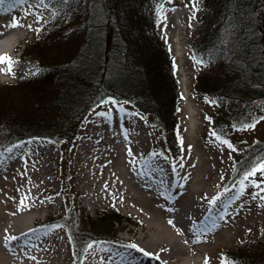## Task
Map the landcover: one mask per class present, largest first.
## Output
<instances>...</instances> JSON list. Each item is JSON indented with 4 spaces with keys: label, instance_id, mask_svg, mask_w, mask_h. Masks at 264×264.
Segmentation results:
<instances>
[{
    "label": "rangeland",
    "instance_id": "obj_1",
    "mask_svg": "<svg viewBox=\"0 0 264 264\" xmlns=\"http://www.w3.org/2000/svg\"><path fill=\"white\" fill-rule=\"evenodd\" d=\"M17 5L24 9L9 14L0 11V45L11 54L8 57L14 62L12 74H8L6 64H0V87L16 84L22 78H31L39 71V63L31 55H18L23 44L25 47L29 44L26 48V53H29L39 39L44 38L50 29L56 28L55 20L59 24L63 22L61 25H68L63 35L69 34L74 28L70 27L68 13H56L41 4L40 0H26ZM35 5H39L37 10ZM156 14L157 33L169 46L181 90L176 140L165 142L164 135L157 133L152 143L151 133L140 116L120 103L106 100L109 103H101L83 117L76 139L70 144L60 137L57 143L30 136L21 142V147L25 141L38 140L41 145L22 149L23 153L19 157L15 153L10 154L12 147L0 154V237L7 240L12 256L38 244L42 245V257L45 259L42 264H73L67 234L60 224L69 222L68 214L78 220L83 214L93 219L98 212H109L128 221L118 225L120 231L114 241H109L114 243H92L93 247L86 250L81 264H103L99 257L106 255L107 251L115 254L116 250H119L116 254L144 260L140 252L125 246L136 245L137 240L140 243L142 240L139 236L144 232L146 236L152 235L155 225L151 224L153 219L162 226L166 225L165 218L158 211L163 208L166 213H177L175 211L179 208L175 199L179 197L175 198V194L189 188L190 180L198 175L202 176V190L208 191L210 197L197 199L207 210L213 211L211 216L219 210L225 221L222 225L229 228L225 238L205 229L188 238L200 246L199 252L204 256L201 264H205V258L208 264H222L227 255L250 251L259 239L264 241V199H261L264 197V191H261L264 184L257 188L250 183H259L264 180V176L257 173L249 181H244L243 195L239 198L236 197L241 191L243 175L227 187L236 169L235 164L244 157L250 146L256 142L264 144V119H261L264 117V95L260 93L248 100L243 109L234 113L236 121L216 120L218 115L222 117V112H219V106L211 104L196 91L195 78L197 75L214 76L219 71V64L212 60L196 64L194 61L200 57L201 51H192L193 45L198 42L200 21L205 16L209 17L208 12L196 0H167L162 9L159 7L156 10ZM14 18L21 26L6 27ZM42 24L45 30L36 35ZM260 61L264 78V53ZM80 105L78 102L72 109L67 128L80 117ZM97 113L108 115L100 116ZM253 121H258L254 129L243 130L244 124ZM99 125L118 129L123 141L136 142L138 135L143 138V145H140L142 155L138 158L140 165L136 170H141L137 175L145 187L122 184L117 172L121 167L117 161L111 160L101 165L98 161L85 163L81 160L83 144L92 131L99 129ZM211 132L227 140L235 151L217 141L210 135ZM178 137L183 140L182 146ZM153 144L157 145L160 153L154 150ZM43 163L47 165V170L43 173L42 184L39 176L42 175ZM182 176L187 179H182ZM172 178H177L178 182L173 183ZM134 191L138 192L137 199L130 197ZM153 191L160 193L158 198L150 195ZM217 196L219 200L215 204L208 203ZM21 201H24L23 205ZM21 216H32L24 237H18L20 228H16ZM201 223L207 228L211 220ZM158 253L159 250L156 255ZM23 262L29 260L23 259Z\"/></svg>",
    "mask_w": 264,
    "mask_h": 264
},
{
    "label": "trees",
    "instance_id": "obj_2",
    "mask_svg": "<svg viewBox=\"0 0 264 264\" xmlns=\"http://www.w3.org/2000/svg\"><path fill=\"white\" fill-rule=\"evenodd\" d=\"M166 1L46 0L56 13H68L74 28L63 35L68 25L55 20L56 28L39 39L29 53V44L24 48L25 54L39 63L37 74L0 87V152L30 136L57 143L60 137L70 144L83 117L106 100L140 116L152 143L157 133L164 135L165 142L175 141L181 90L169 46L157 33L156 10ZM196 1L209 17L201 19L192 51H201L197 59L216 61L219 71L214 76L197 75L195 89L219 106L222 117L218 115L216 120L236 121L234 113L248 100L264 95L260 61L264 53V0ZM78 102L80 117L67 128ZM262 157L264 144L251 145L235 164L227 187ZM108 213L98 212L93 219L83 214L78 220L68 214L69 222L60 224L68 237L73 264H81L88 244L114 241L118 225L128 221ZM250 249L227 255L225 260L229 264H264V241L259 239Z\"/></svg>",
    "mask_w": 264,
    "mask_h": 264
},
{
    "label": "bare ground",
    "instance_id": "obj_3",
    "mask_svg": "<svg viewBox=\"0 0 264 264\" xmlns=\"http://www.w3.org/2000/svg\"><path fill=\"white\" fill-rule=\"evenodd\" d=\"M5 54L7 56L11 55L7 50L3 49V45H0V55ZM98 128L101 130L92 131L87 142L83 144L81 160L85 163L98 161L101 165H106L111 160L117 161L121 167L117 169L119 170L117 172L121 176L122 184L128 183L139 188L145 187L137 175L141 170L138 169V172L136 170V167L140 165L138 158L142 155L140 145H143V138L138 135L136 142L123 141V137H121L118 129H114L112 126L104 127L103 125H99ZM34 145L40 146L41 143L38 140L37 142L25 141L23 142V147L19 143L10 150V154L15 153V156L19 157L23 153L22 149L24 150ZM129 150H131V156L128 155ZM46 170L47 165L43 163L42 175L39 176L42 184L44 183L43 173ZM182 179H187V177L182 176ZM190 181L191 185L189 188L175 194V198L179 197L175 199L177 200L175 204L179 208V210L175 211L177 213H166L163 208L161 211H158L165 218L166 225L162 226L159 221L156 222L153 219L151 224L155 223V225L154 230L152 229V235L146 236L147 233L144 232L139 236L142 241L139 243L137 240L136 245L151 255L146 256L143 252L134 249L135 252H140L145 258L144 260H140L139 258H130L129 256L116 254L119 250H116L115 254L114 252L107 251L106 255L99 257L102 259L100 262L103 264H201L202 259H204V256L199 252L201 248L190 242L188 238L196 235L203 229L213 232L218 237L225 238L228 235L229 228L222 225L225 221L219 210L214 212V216H211L213 211L207 210L197 199H208L210 197L208 191L202 190V176L198 175ZM172 182L176 183L178 179L172 178ZM136 194L138 192L134 191V194L131 193L130 197L137 199L138 196ZM159 194L153 191L150 195L153 198H158ZM29 219H32V216L19 217L16 222V228H20L18 237L26 235ZM169 220L172 221V224L168 223ZM204 220L206 222L211 220V224L207 228L201 223ZM25 221L26 223H24ZM32 225L35 226V224ZM148 227H146V230H148ZM8 249L10 250V246L7 240L0 237V264H42L45 261L42 257V245L36 244L27 247L16 256H12ZM157 250H159V253L156 255ZM23 259L29 260V262H23Z\"/></svg>",
    "mask_w": 264,
    "mask_h": 264
},
{
    "label": "snow or ice",
    "instance_id": "obj_4",
    "mask_svg": "<svg viewBox=\"0 0 264 264\" xmlns=\"http://www.w3.org/2000/svg\"><path fill=\"white\" fill-rule=\"evenodd\" d=\"M17 2H23V0H17ZM4 3H5V0H0V5H3ZM40 3L44 4L45 7H47L46 0H40ZM193 7H194V12H195V10H196L195 9V5ZM160 8L162 9V5L160 6ZM192 18L193 19L195 18L194 13H193V17ZM18 26H21V25H19V22L17 20H15V18L12 20V22L10 24L6 25V27H11V28L18 27ZM29 27H31V26H29ZM194 62L196 64H204L205 63V61L202 60V59H196ZM0 64H6L7 65L8 74H12V67H13L14 62L11 60L10 57H8L6 54L5 55H0ZM211 102L215 103V101H211ZM103 103L106 104V103H109V101H104ZM110 111H111V109H109V112ZM97 115L107 116L108 113H97ZM205 119H208V118L205 117ZM261 119H264V117H261ZM256 123H258V121H253L252 123L244 124L243 125V130L254 129L255 126H256ZM210 135L212 137H214L220 143L225 144L229 149H232L233 151H235L233 146L227 140L222 139L215 132H211ZM178 140H179V143L182 146L183 145V140L180 139L179 137H178ZM189 148H190V146H189ZM128 155H130V156L132 155L131 150L128 151ZM257 173H260L262 176H264V157H262L260 160H258L255 163H253L252 166L243 174V178L240 181V184L242 185L241 191L237 194L236 198H239L240 195H243L244 181H249V178L256 176ZM250 183H252L257 188H261V184H264V180H261L259 183L255 182V181H250ZM225 191H228V189H225ZM261 191H264V188H261ZM261 199H264V197H261ZM218 200H219V196L213 197L211 200L208 201V203L209 204H215ZM21 204L23 205L24 201H21ZM170 211H171V209H170ZM168 223L172 224V221L169 220ZM12 239H15V237H12ZM92 247H93L92 244H88L87 245V249H91ZM125 247L136 249L137 251L143 252L144 255H146V256L151 255L150 253L144 252L143 249H140L135 244H129V245H126ZM205 264H208V259L207 258H205ZM222 264H229V262L222 261Z\"/></svg>",
    "mask_w": 264,
    "mask_h": 264
}]
</instances>
